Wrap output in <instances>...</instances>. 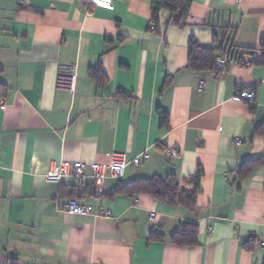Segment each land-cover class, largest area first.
Returning a JSON list of instances; mask_svg holds the SVG:
<instances>
[{"label": "crops", "instance_id": "obj_1", "mask_svg": "<svg viewBox=\"0 0 264 264\" xmlns=\"http://www.w3.org/2000/svg\"><path fill=\"white\" fill-rule=\"evenodd\" d=\"M86 1L0 0V264H263L264 66L220 53L226 67L216 76L187 63L190 39L257 50L264 0H188V25L175 28L161 11L157 31L152 0H114L113 11ZM261 56L239 55L242 64ZM97 65L100 84L89 77ZM65 68L74 69L72 92L57 85ZM243 92L254 98L239 99ZM168 148L177 152L170 159ZM112 152L149 159L106 179L102 197L90 182L77 192L71 174L59 185L44 180L55 164H107ZM199 168L190 210L147 194L108 197L118 184L183 182ZM71 198L110 215H68L61 209ZM183 223L197 224L195 246L170 243ZM151 232L164 239L148 240ZM250 237L258 242L248 250Z\"/></svg>", "mask_w": 264, "mask_h": 264}, {"label": "trees", "instance_id": "obj_2", "mask_svg": "<svg viewBox=\"0 0 264 264\" xmlns=\"http://www.w3.org/2000/svg\"><path fill=\"white\" fill-rule=\"evenodd\" d=\"M189 9L190 2L188 0H152L151 23H153V27H150L149 29L151 31L158 30V14L161 11H166L170 14V24L175 28L182 30L188 25L187 19ZM256 51H259L262 55L259 61L242 64L239 55H252ZM220 53L227 57L229 56L230 62L234 61L238 65L248 66L254 64L264 66V37L261 39L257 50H244L232 45L228 48L214 47L207 49L199 47L193 39H190L188 43L187 68L193 72L212 71L218 76L220 74L219 71L225 69H219L215 63L216 54ZM89 77L96 82V84H100L105 78L99 65L90 68ZM5 91L6 88L0 84V96L3 95ZM160 116L162 118V125H167V117L165 113L160 112ZM262 126L260 129H262ZM262 162L263 157L257 160L248 161L238 169L237 174L245 176L250 172L252 167ZM202 175L203 172L199 168L194 177L186 179L183 182H179L174 175H169L164 179L158 177L152 179L138 178L124 185L118 184L108 197L126 195L129 198H134L139 194H147L156 202L190 210L196 207L197 200L201 194L200 181ZM94 194L100 197L105 195L104 192L102 194ZM197 234V224L183 223L178 231L169 236V241L176 247H192L197 244ZM163 239L164 235L157 232H151L148 237V240L150 241H160ZM257 242L258 241L255 237H250L245 243V248L251 250Z\"/></svg>", "mask_w": 264, "mask_h": 264}, {"label": "built area", "instance_id": "obj_3", "mask_svg": "<svg viewBox=\"0 0 264 264\" xmlns=\"http://www.w3.org/2000/svg\"><path fill=\"white\" fill-rule=\"evenodd\" d=\"M89 8L102 9L106 11H113L114 0H87ZM150 27H153V23H150ZM215 63L219 69L226 67V60L223 57L216 58ZM57 85L61 89H66L70 92L74 88V69L65 68L61 70V73L57 78ZM202 85L200 86V88ZM254 94L252 92H243L240 94L239 99L241 100H252ZM0 108H5L4 101L0 98ZM176 150L168 148L165 152L168 159L176 155ZM149 159L147 153H142L132 157L131 160L127 161L123 153L112 152L109 155V162L107 164L97 163H81V162H60L49 168L47 173L44 175L46 183L59 185L62 179L66 178L70 174L75 179V189L77 192H82L87 182H90L93 190L97 194H102L103 183L106 179H121L128 166L139 167ZM68 215L76 216H93V217H105L107 218L110 214L108 211L102 208H92L88 205L80 204L76 199H68L61 209ZM154 215L150 216L153 219Z\"/></svg>", "mask_w": 264, "mask_h": 264}]
</instances>
